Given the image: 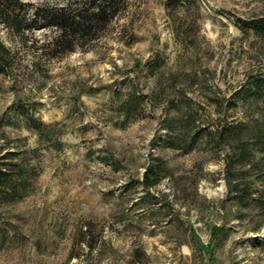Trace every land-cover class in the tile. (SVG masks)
<instances>
[{"label":"rangeland","instance_id":"374dc122","mask_svg":"<svg viewBox=\"0 0 264 264\" xmlns=\"http://www.w3.org/2000/svg\"><path fill=\"white\" fill-rule=\"evenodd\" d=\"M261 19L264 0H130L101 39L42 61L0 24L19 54L0 161L30 175L21 197L0 187V264H264Z\"/></svg>","mask_w":264,"mask_h":264},{"label":"trees","instance_id":"16d2710c","mask_svg":"<svg viewBox=\"0 0 264 264\" xmlns=\"http://www.w3.org/2000/svg\"><path fill=\"white\" fill-rule=\"evenodd\" d=\"M129 6L130 0H0V24L21 49L35 52L42 61L86 49L101 39ZM253 27L257 33L264 34V19L258 20ZM18 57V51L0 38V73H7ZM154 65H159V61L154 60L148 67L153 69ZM253 89L264 95V78L256 81ZM135 99L124 100L122 109L127 115L141 101L138 97ZM28 125L42 133L45 123L29 115ZM233 129L229 127L226 131L231 133ZM239 149L242 154H248L244 144ZM235 152L238 153L237 148ZM16 155V152H9L1 158L0 187L8 196L21 197L26 194L30 175L24 164L15 159ZM262 197L260 195L257 200Z\"/></svg>","mask_w":264,"mask_h":264}]
</instances>
